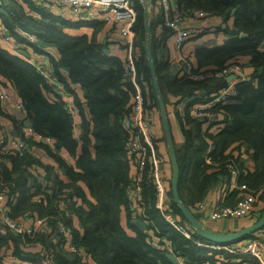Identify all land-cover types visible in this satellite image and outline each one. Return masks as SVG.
I'll use <instances>...</instances> for the list:
<instances>
[{"label": "trees", "instance_id": "16d2710c", "mask_svg": "<svg viewBox=\"0 0 264 264\" xmlns=\"http://www.w3.org/2000/svg\"><path fill=\"white\" fill-rule=\"evenodd\" d=\"M131 1L137 12L133 26L137 72L135 79L128 82L123 59L104 53L109 44L98 38L104 31L103 22L70 20L37 6L34 0H0V19L9 30L32 34L39 43L31 48L36 53L56 50L58 57L49 56L52 70L66 92L75 96L74 107L81 118L79 135L75 137L76 118L68 113L67 99L48 86L33 64L16 57L0 42L1 84L14 88L33 133L51 138L56 148L37 141L32 134L27 138L20 132L18 138L31 150L36 147L45 150L66 178L65 181L59 177L53 165H44L35 151L20 155L0 148V194L5 197L10 215L27 223L42 219L47 232L51 230L49 234L37 233L31 239L0 227V264H15L16 260L20 264H43L41 251L28 250L29 245L36 243L54 251L55 264H172L169 254L175 255L180 264H263L250 255L215 250L211 248L213 244L193 231L187 237L179 229L185 228L187 221L172 192L169 208L163 210L157 205L148 169L142 172L140 181V207L146 219L130 208L128 189L134 181L135 161L127 150L132 129L126 123L133 117L136 84L148 85L146 91L143 86V93L150 107L159 110L144 50V4L142 0ZM176 3L186 13L195 10L214 13L223 17L226 24L233 18L232 26L219 29L226 36L222 46L196 50L198 68H224L245 57L253 68L248 81L236 84L238 97L234 103L221 109L226 115L221 123L223 128L220 125L203 134L201 123L189 116V108L226 86V80L194 81L180 77L166 83V78L172 79L170 68L154 56L152 40L161 90L180 83L173 94L187 102L185 123L177 113L184 137L182 149H176L180 197L195 214V206L208 200L214 189L219 186L230 189L231 175L226 165L233 160L239 170L238 188L226 191L223 206H234L242 195L239 187L247 186L257 198L255 210L248 217L256 222L264 216V0H176ZM74 31L80 34H73ZM74 86H80L83 100L77 98ZM12 121L15 129L23 126L22 121ZM61 151L72 156L75 165L67 164ZM243 151L252 156L253 171L242 161ZM36 166L45 170L43 180L33 173ZM170 214L180 219L179 228L168 221ZM124 215L128 229L135 233L133 236L123 225ZM195 216L200 220L198 214ZM138 218L148 222L143 230L134 224ZM63 225L73 237L74 245L90 261L71 257L54 244L55 240L60 244L65 237L59 231Z\"/></svg>", "mask_w": 264, "mask_h": 264}, {"label": "built area", "instance_id": "2783aa9c", "mask_svg": "<svg viewBox=\"0 0 264 264\" xmlns=\"http://www.w3.org/2000/svg\"><path fill=\"white\" fill-rule=\"evenodd\" d=\"M37 6L46 7L49 11L58 9L62 14H66L68 19L79 21L83 16L87 15L91 21H101L106 25L115 27L120 35L124 38L125 57L123 58L124 77L126 81L130 82L135 79L137 72L136 60L137 49L135 48V32L133 31L134 23L137 21V12L131 0H34ZM158 3L160 8L161 24L165 29L172 33L175 40L176 48L181 50L186 41L195 37L194 31L184 27L186 19L189 17H197L198 19H213L216 16L214 13H209L202 10H195L184 12L176 3V0H151V3ZM95 11V14L91 13ZM115 41V37L112 38ZM0 42L6 45L9 51L23 60L33 64L40 75L44 78L48 86L62 98L67 99L70 95L66 92L63 84L56 78L52 70L50 62V54L44 50V54L33 53L25 54L33 46H39L36 38L23 30H18V33L9 30L3 21L0 19ZM176 71H169V76L174 78L187 77L194 81H204L209 79H225L227 85L220 88L216 93L211 94L203 100L196 101L189 108V116L201 123L202 132L210 133L220 126L224 120V113L222 108L224 105L234 103L238 97L236 84L241 81H248L245 73V68L240 63H232L224 68H198L195 67L190 60L182 57L178 64ZM233 77V80L229 81ZM143 86L146 91V84L137 85L138 94L134 99L133 117L129 122V127L132 129V136L127 146L128 152L134 156L135 161V175L132 185L128 189L129 206L136 213L138 217H145L140 207L141 200V175L142 172L148 169L151 183L155 188L156 203L161 209H167L170 206V190L166 183V167L168 160L159 152L155 143V138L152 135V128L154 125L155 113L157 110L150 107L148 98L143 93ZM0 103L3 107L12 104V100L6 89L0 81ZM15 109L24 112V106L19 101L14 105ZM66 108L73 119L76 118L77 111L74 106L67 102ZM180 116L184 123L186 122V110H181ZM30 134L37 137V139L51 147L56 148L55 142L49 137L37 136L29 129ZM28 138V137H27ZM0 148L5 150H13L23 155L26 152L35 151L29 149L28 145L19 138L11 137L5 129L0 128ZM61 155V154H60ZM62 156V155H61ZM210 162V160H208ZM231 177V186L238 188L239 170L235 161H230L226 165ZM230 186V188H231ZM242 195L234 206H216L209 200L198 203L195 209L205 213V217L212 222L228 221L235 219L248 218L255 210L257 203L256 196L250 192L247 186L239 187ZM227 190V187H226ZM5 197L0 194V227L7 228L9 231L17 235H26L33 239L37 233H51L47 232L45 222L42 219H36L31 223L25 222L22 219H14L5 203ZM168 221L171 224L178 225L180 219L174 218L172 214L168 216ZM178 221H177V220ZM144 223L142 219L138 218ZM178 227V226H177ZM179 228V227H178ZM181 231L187 237H190L189 231H193L190 225L185 222V228L180 227ZM59 231L65 234L60 244L54 241V244L59 245L69 256H79L84 262L90 261L87 254L79 249L73 243V237L66 227L60 226ZM53 241V240H52ZM44 255L43 264H55L56 259L52 249H46L43 244L36 243L29 245ZM215 250H225L235 255H250L259 259L264 264V230L245 239L242 242L223 245L212 246ZM31 264V263H27Z\"/></svg>", "mask_w": 264, "mask_h": 264}, {"label": "crops", "instance_id": "0c3cea01", "mask_svg": "<svg viewBox=\"0 0 264 264\" xmlns=\"http://www.w3.org/2000/svg\"><path fill=\"white\" fill-rule=\"evenodd\" d=\"M147 2L148 1H146V3ZM149 3H150V7H149L150 22H151V25L153 24L152 40L154 41V45H155L154 56L157 58L159 63H163L164 65L167 64L168 67L170 68V71L172 70V72L176 71V69L179 68L178 64L182 57H185L189 60L191 59V61L196 64L195 52L197 49H203V48L213 49V48L222 46L226 40V36L219 29L225 28L226 25H229V26L233 25L232 17L229 19L227 24L224 22L223 17H215L213 19H206V20L205 19L201 20V19H198L197 17H192V18L189 17L188 19H186L184 23V27L194 31L195 37L192 38L191 40L186 41L182 49L179 50L176 48L175 40H174V37L172 36V33L169 30L165 29V27L161 24V16H160L161 10L158 7V3L156 1L155 3H151V0H149L148 4ZM52 13H54L55 15L67 18V19L69 18L67 16V13L62 14V11L58 9H53ZM91 13L95 14V11H92ZM82 20L91 21L88 19L87 15L83 16ZM72 33L80 34L79 31L72 32ZM114 37L116 38L115 41L112 39ZM98 38L100 39V41L109 44L107 49L110 51V53H113V55H116L117 57L121 59L125 57L126 52H125V48L123 44L125 40L120 35L119 31L115 27H112L111 25H106L104 23V31L98 35ZM4 46L7 49H9L6 45ZM47 52L53 57H58L56 50L53 48L47 49ZM24 53L25 54L33 53V51L32 49H30L29 51H25ZM233 62L240 63L245 68L244 71L247 75V78H250V76L253 73V68L249 65L248 57L238 58L237 60H234ZM209 68H213V67H209ZM173 79L175 78L174 77L172 79L166 78V83H169V82L172 83ZM178 85H180V83H178L176 86H173V87H168V85H166V87L163 88L161 91H162L164 99L166 97V100H169L171 103L175 104V108H176L175 116L176 117H174V115L173 117H171L169 116V114L168 116L170 120V125L172 129V135H173L175 147L177 150H181L184 145V137H183L182 127H181L182 125L180 123V120L178 119L177 113H180L181 110L183 111L187 109V102L183 101V99L180 96H176L173 94L174 92H176L174 90L176 89ZM73 88L76 91L75 93H76L77 98L83 100L84 96H83V92L80 86H74ZM5 89L12 100V104L7 103V107L5 108L0 103V110L2 111L0 113V128L5 129L8 132V134L14 138H18L19 137L18 135L20 132L23 134H26V136L29 137L30 136L29 129L31 128V124H30V128L27 127L28 120L26 119L25 113H22L16 110L14 107L15 103L19 101L21 102V100L19 99V96L17 95V93L15 92L12 86L6 87ZM174 97L177 98L175 101H173ZM67 102L71 104L72 106H74L75 96L71 95L67 97ZM178 107H180L179 111H178ZM175 108H173V110H175ZM13 119H15L17 122L22 121L23 126L19 130L15 129L14 124H13L14 121H12ZM225 120H226V115L223 121ZM80 121H81V118L77 114L76 120H75V125H76L75 137H78L79 135L78 128L80 125ZM218 127L220 126L219 125L216 126V128L213 131H215ZM152 135L154 136L155 141L157 142V147H158L159 152L168 160L165 176H166V183L169 187V190L171 191L172 169H171V164L169 161L168 146L166 143L165 133L163 129L162 120L159 114V110L157 111V115H155L154 125L152 128ZM36 140L39 141L38 139ZM60 154L62 155V158L65 160L67 164H69L70 166L75 165V159L72 156L62 151L60 152ZM35 155L44 165H53V167L57 170L59 177H61L63 180L66 181V178L62 175L63 173L58 169V165L46 153L45 150L39 147L38 148L36 147ZM241 158H242V161L245 162L246 168L253 171L254 162H253L252 156L245 155V152L243 151ZM32 171L34 174L38 175L40 179L42 180L44 179V176L46 174L44 169L36 166L35 168H33ZM133 173H135V166L133 167ZM82 186L84 187L86 193L88 194L87 188L84 185ZM232 188L233 187L231 186L230 189ZM230 189L226 190L225 186H221V187L219 186L218 188L214 189L208 197L209 202L214 203L216 206H223L224 200L226 197V191ZM195 214H198L200 216V221L207 228L211 229L212 231H215L218 234L238 233L242 231L243 229L251 226L254 223V221L251 220L250 218L212 222L208 218L205 217L204 212H201L198 209H195ZM123 225L125 226L126 230L131 236L135 235V233L132 230L128 229L127 220H126L125 215H124ZM28 247H29L28 250L31 248L34 249L31 246H28ZM15 264H20V261L16 260ZM179 264H180V261H179Z\"/></svg>", "mask_w": 264, "mask_h": 264}, {"label": "water", "instance_id": "95a60500", "mask_svg": "<svg viewBox=\"0 0 264 264\" xmlns=\"http://www.w3.org/2000/svg\"><path fill=\"white\" fill-rule=\"evenodd\" d=\"M144 4V25L146 30L145 35V55L147 61L150 66V71L152 75V82L153 88L155 92V96L158 102L159 114L162 120L163 129L165 133L166 143L168 146V155L169 161L171 164L172 169V177H171V192L172 198L174 202L180 208V211L183 217L186 219L187 223L192 228L193 232L197 234L199 237L204 239L207 242H210L214 246H223L229 244H235L244 241L246 238L253 236L254 234L260 232L264 229V216L254 222L251 226L243 229L238 233H229V234H218L215 231L207 228L192 212L190 208H188L182 201L180 194H179V175H180V166L178 162V157L176 154V147L172 135V129L170 125V120L168 116V109L165 103V99L163 97L161 87L158 82L154 56H153V45H152V25L150 22V14H149V7L150 3H146V1L142 0ZM244 37V35H243ZM105 54H109L110 51L108 49L104 50ZM233 80V77L229 79V81ZM126 126L129 127V122L126 123ZM27 127L30 128V122L27 121ZM60 148L59 146H57ZM134 224L140 228L144 229V223L140 220H135ZM168 259L171 261L172 264H179L178 258L173 255H167Z\"/></svg>", "mask_w": 264, "mask_h": 264}, {"label": "rangeland", "instance_id": "374dc122", "mask_svg": "<svg viewBox=\"0 0 264 264\" xmlns=\"http://www.w3.org/2000/svg\"><path fill=\"white\" fill-rule=\"evenodd\" d=\"M144 1H148L149 2V0H144ZM75 32V31H74ZM189 60V59H188ZM190 62L195 66V67H198V65H197V61H196V64L194 63V62H192L191 61V59H190ZM146 88L148 87V85H146L145 86ZM148 89V88H147ZM177 98L176 97H174V99H173V101H175ZM150 102V101H149ZM152 103V102H151ZM166 106H167V109L169 110L168 111V114H169V116H171V117H173V115H174V117H176L175 116V111H176V108H175V104L174 103H171L169 100H167V104H166ZM173 108H175V110H173ZM180 110V107H178V111ZM156 115H157V113H155Z\"/></svg>", "mask_w": 264, "mask_h": 264}]
</instances>
